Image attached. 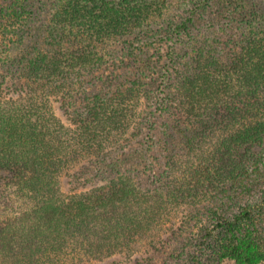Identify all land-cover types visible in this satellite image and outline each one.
Here are the masks:
<instances>
[{
  "label": "trees",
  "instance_id": "16d2710c",
  "mask_svg": "<svg viewBox=\"0 0 264 264\" xmlns=\"http://www.w3.org/2000/svg\"><path fill=\"white\" fill-rule=\"evenodd\" d=\"M168 4L0 0V264L130 258L142 240L156 248L169 213L201 209L258 161L264 29L250 24L229 57L193 39L187 73L169 87L165 102L181 138L163 187L153 191L92 173L142 136V106L151 108V93L134 70L84 107L75 98L106 58L151 31L168 34ZM186 24L177 26L184 34ZM209 225L189 264H264V237L248 236L244 218ZM184 227L172 230L175 244L185 238Z\"/></svg>",
  "mask_w": 264,
  "mask_h": 264
},
{
  "label": "rangeland",
  "instance_id": "374dc122",
  "mask_svg": "<svg viewBox=\"0 0 264 264\" xmlns=\"http://www.w3.org/2000/svg\"><path fill=\"white\" fill-rule=\"evenodd\" d=\"M169 1L165 8L168 34L164 37L165 33L161 32L154 36L155 32L151 31L146 38L127 48L124 46L119 56L106 58L97 70L86 76L84 91L75 98L77 105L84 107L91 98L109 94L111 83L134 70L143 73L146 91L151 93V98L147 97L151 108L146 109L145 103L142 106L146 115L142 136L130 143L116 161L92 170L100 179L115 182L128 179L134 186L142 184L153 191L163 187L171 174L170 167L166 166L168 157L181 138L177 118L165 102L169 87L187 73L193 39L203 40L208 49L229 57L241 44L250 24L264 29V0ZM192 15L193 24L189 22ZM185 21L189 28L187 34L177 27ZM57 106L53 103V107ZM233 217L244 218V232L248 236L264 237V145L258 161L240 180L217 190L211 203L189 213L183 206L169 213L160 229L162 239L156 248L142 240L132 250L130 258L116 255L102 260L84 258L83 262L66 264H189L190 255L201 245L210 228V221H227ZM182 226H185L186 236L175 244L169 236L174 228ZM223 264L234 263L224 260Z\"/></svg>",
  "mask_w": 264,
  "mask_h": 264
}]
</instances>
